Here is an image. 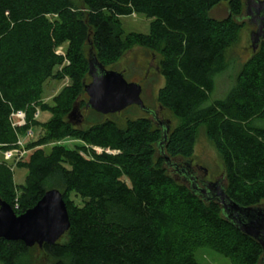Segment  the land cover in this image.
<instances>
[{"label":"trees","instance_id":"trees-1","mask_svg":"<svg viewBox=\"0 0 264 264\" xmlns=\"http://www.w3.org/2000/svg\"><path fill=\"white\" fill-rule=\"evenodd\" d=\"M83 1L85 13L70 0H0L1 150L15 148L21 135L41 127L38 111L51 114L42 124L46 136L31 142L34 150L15 166L28 170L25 184L17 186L12 166L0 162V200L22 215L46 192L63 188L70 219L66 241L35 245L55 264H199L182 240L203 233L225 243L226 255L238 264H259L261 245L227 221L220 204L206 203L170 174L160 155L163 129L152 119H127L121 125L108 117L99 122L85 117L86 128L70 120L71 112L84 110L88 101L86 44L89 56L106 68L133 45L159 49L165 85L158 101L181 122L170 129L165 153L193 159L197 133L205 128L224 164L227 195L242 207L262 205L264 41L227 95L211 100L215 76L227 68L225 52L244 26L245 0ZM222 2L228 4V16L210 17ZM133 14L151 19L148 34L123 36L116 29L119 18ZM65 78L71 83L54 97L53 106L44 103L45 82ZM18 111L26 115L20 128L11 121ZM65 139L83 144L43 148L47 141ZM34 247L0 238V264H21Z\"/></svg>","mask_w":264,"mask_h":264},{"label":"rangeland","instance_id":"rangeland-1","mask_svg":"<svg viewBox=\"0 0 264 264\" xmlns=\"http://www.w3.org/2000/svg\"><path fill=\"white\" fill-rule=\"evenodd\" d=\"M73 7L77 12L85 13L86 7L83 0H70ZM228 16V4L227 2H222L221 4L214 7L210 12V17L215 19H224ZM242 23L243 28L239 32V37L237 42L225 52L227 68L220 74L215 76V91L211 96V100L223 99L227 93L232 89L236 83L237 75L242 70L243 66L251 59L253 55L251 33L255 30V27L248 24V20L243 18ZM151 19L147 18L142 14H133L131 16L121 17L118 23L115 24L116 29L122 32L123 36H127L131 33H149V26ZM246 24V25H245ZM66 45L59 48L60 54H65ZM91 48L88 44L85 45L84 55L88 59L90 58ZM162 60L161 53L158 50H147L138 45H133L123 51L122 57L116 64L110 66L108 69L125 72V79L128 82H134L141 84L143 88L142 100L151 111H154L157 120L155 122V117L146 114L138 106H131L126 110L122 111L120 114H113L104 116L97 112L84 111L79 109L81 114L84 115L83 123L75 125L79 128H86L89 124L85 122V117L88 119L99 122L103 119L112 118L116 120L119 124L124 125L127 119H136L139 117H148L153 120L154 126L161 127L162 125L170 126L173 130L175 127L180 125V120L175 117L173 112L161 108L158 101V92L165 85V79L161 74L160 62ZM58 70V69H57ZM90 80V79H89ZM71 81L68 78L62 80L49 79L44 84V93L42 100L44 103L53 106L54 97L57 96L64 87L69 85ZM51 118L49 112H40L38 121L41 127L32 129L33 137L27 138L25 135L20 136V140L23 141L26 148V155L24 160L26 161L29 154L34 150L29 144L44 138L46 136V131L42 124L47 122ZM162 128V127H161ZM78 144H83L81 141L73 139H65L61 142L47 141L44 143L43 148L48 152L54 145H64L68 148H74ZM96 152L101 153L102 148H94ZM0 162H5L12 166L14 169V181L17 186L25 184V179L28 175V170L26 168L15 167V163L12 161H5L4 151L0 148ZM193 165L201 166L205 168L208 172L207 180L216 181L217 179H223L225 177L224 164L221 156L218 154L213 143L208 138L205 128L199 129L196 137L195 151L193 156ZM197 168V167H196ZM170 174L173 173L169 170ZM196 175H204V170H197ZM176 178V176L173 175ZM57 190L63 191L62 187H58ZM71 198L80 204L81 200L77 198L74 194ZM264 206V203L262 204ZM181 232L182 227L177 228ZM182 234V233H181ZM200 235V236H199ZM208 233L195 234L190 236V240H182L184 249H188L193 252L195 259L199 264H238L236 259L226 255L225 243H220V245L213 240V238L208 237ZM66 236H63L59 242H65ZM180 241V242H182ZM220 250H218V249ZM56 260L48 256L42 249L35 246L31 252L23 257L21 264H55Z\"/></svg>","mask_w":264,"mask_h":264},{"label":"water","instance_id":"water-1","mask_svg":"<svg viewBox=\"0 0 264 264\" xmlns=\"http://www.w3.org/2000/svg\"><path fill=\"white\" fill-rule=\"evenodd\" d=\"M248 24L255 27L251 33L253 53L264 41V0H245V11L242 17ZM89 83H84L88 96L85 110H93L104 116L120 114L131 106H138L150 116H154L142 100L141 84L128 82L125 72L109 70L95 56L89 59ZM162 108V107H161ZM74 125L84 121V115L76 107L70 114ZM155 117V122H156ZM163 139L159 143L160 155L166 166H180L178 169L182 179L176 180L187 186L195 195L206 203L216 202L221 205L224 218L235 225L242 233L257 241L263 250L259 264H264V206L242 207L233 201L226 193V180L217 179L214 182H202L199 185L194 175L193 159H172L164 151L170 126L162 125ZM204 174L208 172L205 168ZM70 229V219L63 195L53 189L43 196L36 206L22 215H17L12 207L0 200V238L8 241H21L27 247L44 244H56Z\"/></svg>","mask_w":264,"mask_h":264},{"label":"built area","instance_id":"built-area-1","mask_svg":"<svg viewBox=\"0 0 264 264\" xmlns=\"http://www.w3.org/2000/svg\"><path fill=\"white\" fill-rule=\"evenodd\" d=\"M39 115H40V111H38L35 114L36 120L38 119ZM11 121H12L13 127H16V128L23 127L26 125V115L23 111L15 112L11 115ZM33 135L34 134H33L32 129L28 130V132L25 134L27 138H32ZM26 153L27 151L24 146V143L23 141L20 140V137H19L15 148L4 151V159L5 161H12L16 165L18 162H21L24 160Z\"/></svg>","mask_w":264,"mask_h":264},{"label":"flooded vegetation","instance_id":"flooded-vegetation-1","mask_svg":"<svg viewBox=\"0 0 264 264\" xmlns=\"http://www.w3.org/2000/svg\"><path fill=\"white\" fill-rule=\"evenodd\" d=\"M84 111H86L85 109H84ZM89 111V110H88ZM87 112V111H86ZM156 119H157V117H156ZM193 165V164H192ZM178 166V165H177ZM177 166L176 165H174V164H170V167H168V169L173 173V175L174 176H178L179 178H181L182 179V177H181V175L179 174V172H178V169H177ZM180 166H178V168H179ZM193 167H194V170H195V172L197 171V170H199L198 168L199 167H201V166H194L193 165ZM197 167V168H196ZM181 168V167H180ZM195 172H194V175H195V179L197 180V182H198V184L199 185H202V182H212V181H208L206 178H207V175H202V176H198V175H196L195 174ZM214 182V181H213Z\"/></svg>","mask_w":264,"mask_h":264}]
</instances>
